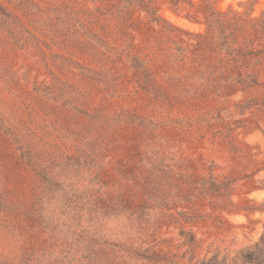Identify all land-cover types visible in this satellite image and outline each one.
<instances>
[{
  "label": "rangeland",
  "instance_id": "1",
  "mask_svg": "<svg viewBox=\"0 0 264 264\" xmlns=\"http://www.w3.org/2000/svg\"><path fill=\"white\" fill-rule=\"evenodd\" d=\"M123 2L0 0V264H198L264 230V0Z\"/></svg>",
  "mask_w": 264,
  "mask_h": 264
},
{
  "label": "trees",
  "instance_id": "2",
  "mask_svg": "<svg viewBox=\"0 0 264 264\" xmlns=\"http://www.w3.org/2000/svg\"><path fill=\"white\" fill-rule=\"evenodd\" d=\"M124 1L123 7H135L146 12H156L155 9H149L150 0H137L131 3L130 0ZM264 264V230L259 238L247 248L240 249L233 257L212 255L202 258L198 264Z\"/></svg>",
  "mask_w": 264,
  "mask_h": 264
}]
</instances>
